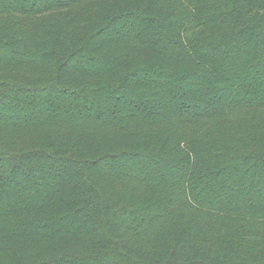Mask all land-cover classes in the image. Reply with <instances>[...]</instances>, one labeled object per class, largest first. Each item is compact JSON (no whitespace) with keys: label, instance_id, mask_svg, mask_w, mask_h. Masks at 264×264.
I'll list each match as a JSON object with an SVG mask.
<instances>
[{"label":"trees","instance_id":"16d2710c","mask_svg":"<svg viewBox=\"0 0 264 264\" xmlns=\"http://www.w3.org/2000/svg\"><path fill=\"white\" fill-rule=\"evenodd\" d=\"M0 264H264V0H0Z\"/></svg>","mask_w":264,"mask_h":264}]
</instances>
